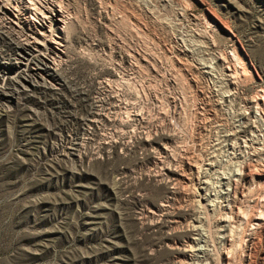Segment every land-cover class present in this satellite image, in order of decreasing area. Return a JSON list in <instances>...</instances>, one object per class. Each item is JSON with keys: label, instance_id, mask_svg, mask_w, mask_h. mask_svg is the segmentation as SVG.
Here are the masks:
<instances>
[{"label": "rangeland", "instance_id": "obj_1", "mask_svg": "<svg viewBox=\"0 0 264 264\" xmlns=\"http://www.w3.org/2000/svg\"><path fill=\"white\" fill-rule=\"evenodd\" d=\"M52 2L71 82L0 86V264H264V0Z\"/></svg>", "mask_w": 264, "mask_h": 264}, {"label": "bare ground", "instance_id": "obj_2", "mask_svg": "<svg viewBox=\"0 0 264 264\" xmlns=\"http://www.w3.org/2000/svg\"><path fill=\"white\" fill-rule=\"evenodd\" d=\"M62 23L61 10L52 0H0L3 90L18 92L33 84L50 90L71 82L59 71L66 56ZM76 92L85 93L82 88Z\"/></svg>", "mask_w": 264, "mask_h": 264}]
</instances>
